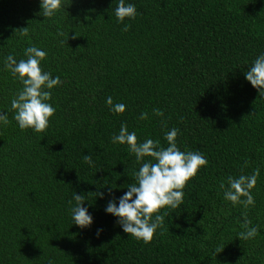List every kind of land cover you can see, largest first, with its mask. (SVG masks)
<instances>
[{"label":"trees","instance_id":"trees-1","mask_svg":"<svg viewBox=\"0 0 264 264\" xmlns=\"http://www.w3.org/2000/svg\"><path fill=\"white\" fill-rule=\"evenodd\" d=\"M129 2L138 14L120 22L119 0H62L50 18L40 0H0V112L9 121L0 124V264H264V95L244 77L264 52V0ZM30 45L47 52L41 66L61 80L42 132L14 120L23 85L5 68ZM108 96L125 111H110ZM121 124L163 147L175 127L178 147L207 159L183 203L161 209L149 243L104 212L108 189L122 195L143 162L112 142ZM257 168L254 205L224 199L228 176ZM75 192L90 227L72 221ZM245 220L258 231L240 240Z\"/></svg>","mask_w":264,"mask_h":264},{"label":"clouds","instance_id":"clouds-1","mask_svg":"<svg viewBox=\"0 0 264 264\" xmlns=\"http://www.w3.org/2000/svg\"><path fill=\"white\" fill-rule=\"evenodd\" d=\"M62 6V0H40L43 17L50 18ZM135 4L125 0H119L115 9V15L120 22L125 18L135 19L137 16ZM128 24L124 25L127 30ZM26 59L17 61L9 54L5 59V68L10 70L13 77L17 78L23 85L16 96L11 100V107L15 110L14 120L20 129L31 128L36 132H42L49 126L50 118L56 109L49 102L51 89L61 83L60 77L53 76L45 71L41 62L46 58L47 52L35 45H30L24 50ZM244 77L259 95H264V52L259 53L244 72ZM106 103L110 111L123 113L126 105L122 102L113 103L111 96L107 97ZM157 115H163L159 109L153 110ZM148 113L141 112L140 119H147ZM8 116L0 112V124L8 123ZM179 129L173 127L164 133L167 146H160L159 140L147 138L138 142L135 131H129L127 125L121 124L119 133L112 136L113 143L127 144L130 152L135 154L137 162L143 160L137 171L134 172L135 183L129 184L127 191L120 196H115L108 189L109 199L105 205L104 212L117 218V223L124 233L131 234L136 239H142L149 243L156 230L161 226L164 215L161 209L165 206L176 208L183 203L185 195L183 189L186 183L197 175L200 168L207 165V159L199 151H183L176 141ZM144 157L151 159L144 160ZM91 164V157L84 156ZM259 168L251 174H240L239 176H228L227 183H221L224 190V199L230 201L233 206L240 204L247 208L254 205L255 200L251 190L256 186ZM101 199L105 193H97ZM243 197V199H242ZM75 205L70 209L72 221L75 225L86 228L94 222L93 214L89 208L83 206L82 195L74 193ZM154 214V215H153ZM250 222L245 220L244 231L238 233V238L250 239L257 234V227L249 226ZM103 232V228L97 229V235ZM221 252V251H219ZM218 252V253H219ZM48 264H52L49 260Z\"/></svg>","mask_w":264,"mask_h":264}]
</instances>
